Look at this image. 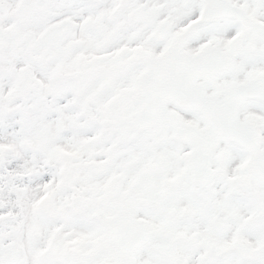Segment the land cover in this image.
Listing matches in <instances>:
<instances>
[{"label":"snow or ice","instance_id":"obj_1","mask_svg":"<svg viewBox=\"0 0 264 264\" xmlns=\"http://www.w3.org/2000/svg\"><path fill=\"white\" fill-rule=\"evenodd\" d=\"M0 264H264V0H0Z\"/></svg>","mask_w":264,"mask_h":264}]
</instances>
